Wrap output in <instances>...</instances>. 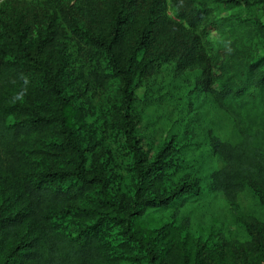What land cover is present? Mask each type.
Wrapping results in <instances>:
<instances>
[{
  "label": "trees",
  "instance_id": "obj_1",
  "mask_svg": "<svg viewBox=\"0 0 264 264\" xmlns=\"http://www.w3.org/2000/svg\"><path fill=\"white\" fill-rule=\"evenodd\" d=\"M189 0H156L127 55L125 30L133 18L116 15L108 35L86 34V43L101 48L113 75L126 81L123 129L134 154V193L115 196L104 172L87 167L90 148L77 135L76 112L62 86L49 80L53 107L9 98L11 88L37 74L39 52L29 43V24L9 15L0 27V264H215L203 244L185 232L189 221L155 227L154 212L173 208L178 214L200 187L184 181L163 187L175 137L148 164L130 122L134 102L131 71L138 54L153 52L167 40L164 10ZM264 2V0H263ZM200 17V16H199ZM193 16L189 22L196 25ZM177 36H174L176 38ZM182 43V39L177 41ZM192 42L184 45L193 58ZM216 80L208 78V94L236 120L230 139L212 141L221 165L211 187L234 201L250 187L264 207V55L248 58L236 50L224 54ZM218 82L217 88L214 84ZM55 128L60 142L43 144L42 135ZM43 144L44 146H39ZM46 145V146H45ZM53 145L52 148H49ZM51 156L50 162L34 153ZM71 154L73 158L65 157ZM72 161V162H71ZM63 163V164H61ZM243 264H264V240L253 235L240 255ZM234 264L233 260H231Z\"/></svg>",
  "mask_w": 264,
  "mask_h": 264
},
{
  "label": "rangeland",
  "instance_id": "obj_2",
  "mask_svg": "<svg viewBox=\"0 0 264 264\" xmlns=\"http://www.w3.org/2000/svg\"><path fill=\"white\" fill-rule=\"evenodd\" d=\"M154 1L0 0V27L9 15L22 25L29 24V43L39 52L41 64L37 74L11 88L9 98L22 102L32 98L43 107H53L46 76L60 84L75 108L79 141L90 148L87 167L104 172L112 193L120 199H128L136 184L134 154L123 129L127 83L112 74L101 48L86 43V34L108 35L114 17L127 14L133 18L125 30L128 55ZM193 16H200L195 27L189 22ZM164 23L167 40L153 52H140L131 71L130 122L147 159L144 164L152 162L175 137L173 150L164 156L169 163L163 187L173 190L184 181H193L200 192L190 195L178 214L173 208L155 211L152 223L160 227L186 218L185 232L213 256L219 253L215 264H234L231 260L243 264L235 254L240 255L254 234L264 240V207L250 187L234 201L211 187L212 174L221 165L212 153V141L219 136L230 139L237 123L215 104L207 88L209 77L218 79L225 53L234 49L248 58L264 55V2L189 0L180 8L169 3ZM188 41L194 45L193 58L182 54ZM217 86L218 82L213 87ZM42 140L43 144L59 143L60 137L51 128ZM34 156L50 162L51 156L43 152Z\"/></svg>",
  "mask_w": 264,
  "mask_h": 264
}]
</instances>
